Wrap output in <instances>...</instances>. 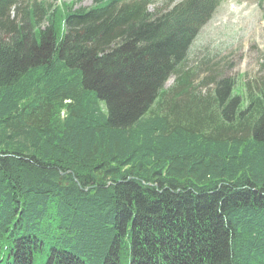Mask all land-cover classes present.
I'll return each mask as SVG.
<instances>
[{
    "label": "trees",
    "instance_id": "trees-1",
    "mask_svg": "<svg viewBox=\"0 0 264 264\" xmlns=\"http://www.w3.org/2000/svg\"><path fill=\"white\" fill-rule=\"evenodd\" d=\"M23 2L0 0V264H264V74L167 86L222 0Z\"/></svg>",
    "mask_w": 264,
    "mask_h": 264
},
{
    "label": "rangeland",
    "instance_id": "rangeland-1",
    "mask_svg": "<svg viewBox=\"0 0 264 264\" xmlns=\"http://www.w3.org/2000/svg\"><path fill=\"white\" fill-rule=\"evenodd\" d=\"M35 0H24L23 7ZM47 1L52 8L76 1L75 8L90 6L94 0H36ZM153 8V7H152ZM48 22L43 25L46 26ZM187 73L198 91L206 93L202 84L214 78L216 85L231 80L237 85L264 74V0H223L212 17L201 27L192 43L187 59L178 74L171 76L167 86ZM211 82L210 80L207 82ZM235 86V85H234ZM213 88V87H212ZM237 86L232 94H240ZM215 109V106H213ZM1 264L13 257L4 254Z\"/></svg>",
    "mask_w": 264,
    "mask_h": 264
}]
</instances>
